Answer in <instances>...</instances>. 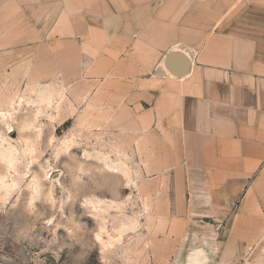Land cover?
Listing matches in <instances>:
<instances>
[{
	"label": "crops",
	"instance_id": "crops-1",
	"mask_svg": "<svg viewBox=\"0 0 264 264\" xmlns=\"http://www.w3.org/2000/svg\"><path fill=\"white\" fill-rule=\"evenodd\" d=\"M20 86L132 149L172 252L241 264L264 237V0H0V91Z\"/></svg>",
	"mask_w": 264,
	"mask_h": 264
},
{
	"label": "rangeland",
	"instance_id": "rangeland-1",
	"mask_svg": "<svg viewBox=\"0 0 264 264\" xmlns=\"http://www.w3.org/2000/svg\"><path fill=\"white\" fill-rule=\"evenodd\" d=\"M52 111L40 90L0 91V264H214L199 237L161 240L129 146ZM241 264H264V237Z\"/></svg>",
	"mask_w": 264,
	"mask_h": 264
},
{
	"label": "water",
	"instance_id": "water-1",
	"mask_svg": "<svg viewBox=\"0 0 264 264\" xmlns=\"http://www.w3.org/2000/svg\"><path fill=\"white\" fill-rule=\"evenodd\" d=\"M164 65L166 70L173 76L182 77L188 72L190 61L180 52H171L165 56ZM200 259L198 253H191L189 255L188 264H199ZM203 260V259H201Z\"/></svg>",
	"mask_w": 264,
	"mask_h": 264
}]
</instances>
